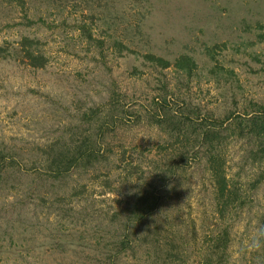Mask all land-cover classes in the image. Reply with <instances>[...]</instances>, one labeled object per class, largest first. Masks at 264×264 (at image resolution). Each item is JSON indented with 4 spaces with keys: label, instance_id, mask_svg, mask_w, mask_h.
<instances>
[{
    "label": "rangeland",
    "instance_id": "obj_1",
    "mask_svg": "<svg viewBox=\"0 0 264 264\" xmlns=\"http://www.w3.org/2000/svg\"><path fill=\"white\" fill-rule=\"evenodd\" d=\"M24 9L46 23L27 26L22 8L0 0V147L15 157L0 181V264H149L141 254L122 255L113 263L100 248L104 241L94 245L92 238L117 232L118 220L111 223L110 215L127 205L141 173L148 175L165 153L160 145L170 138L145 120V107L163 84L174 100L183 94L217 116L240 106L234 101H264V0H26ZM11 18L19 24H10ZM80 23L96 40L81 34ZM24 35L38 40L37 50L47 59L43 68L29 65L18 48ZM116 40L130 49L116 46ZM206 45L214 46V56ZM15 51L16 58L9 53ZM149 52L170 60L190 54L198 68L193 77L177 74L174 66L162 70L144 57ZM113 96L116 105L140 111L144 119L127 112V123L113 129L99 128L98 118L83 115L96 107L108 111ZM92 132L109 156L96 171L54 180L29 158L51 142H73ZM249 147L246 139L234 138L224 149L228 175L246 185L264 170L250 163ZM190 159L169 179L159 220L171 222L187 242V264H198V247L223 220L204 161ZM128 163L133 179L125 178ZM84 184L78 199L75 187ZM251 195L228 220V264H253L264 179Z\"/></svg>",
    "mask_w": 264,
    "mask_h": 264
},
{
    "label": "trees",
    "instance_id": "obj_2",
    "mask_svg": "<svg viewBox=\"0 0 264 264\" xmlns=\"http://www.w3.org/2000/svg\"><path fill=\"white\" fill-rule=\"evenodd\" d=\"M10 4H16L19 8L24 7L26 0H5ZM27 17V26L44 21L43 16L38 18ZM24 16V17H25ZM14 21V18H11ZM19 24L17 21L10 23ZM16 26V25H15ZM20 26V25H19ZM78 29L88 41L96 40L86 24H78ZM35 37L29 35L22 36L19 49L24 51L29 58V65L36 68H43L47 59L45 55L38 52ZM100 51H103V41H99ZM116 46L129 48L123 41L116 40ZM130 49V48H129ZM206 53L214 56V46L206 45ZM18 51V50H17ZM11 53V56L15 57ZM129 51V50H128ZM152 66H159L165 70L171 66L175 67L176 73L185 74L193 77L194 70L198 68V62L193 55L180 53L174 60H170L154 53L144 55ZM16 58V57H15ZM214 58V57H213ZM214 72V71H213ZM177 73V74H178ZM190 79V78H189ZM168 85H162V93L152 98V101L145 107V120L149 124L158 126L170 139L166 144L160 145L165 151L159 165H164L162 171L155 170L153 167L149 174L141 173L137 189L126 201L124 207H120L110 215L109 221L115 223L117 220V232L111 235L98 236L94 233L92 238L96 239L94 245H101L102 252L111 257L116 262L122 255L141 254L140 257L146 258L149 264H187L185 257L187 242L179 237L178 233L172 229L171 222L160 221L159 216L162 208L169 197V179L174 178L180 169L184 170L190 158H201L209 172L210 179L214 185L215 210L219 218L223 220V225L214 228L212 233L206 234L202 240L198 251L200 257L198 264H228L230 231L229 222L234 214L242 210L251 199L252 190L255 189L264 179V170L248 185L241 183L238 179H232L226 169V157L224 149L231 139H246L250 147L247 157L252 165L260 168L264 165V101L245 99L234 104L240 106L227 108L222 115H214L213 111L204 109L192 103L183 94H177L168 90ZM183 95V97H182ZM114 96L111 98L112 106L108 111H103L101 107L92 108L91 114L83 113L87 118H98V127L110 126L113 129L116 125L127 123L131 115L138 113L135 120H143L140 111H132L125 106L116 105ZM234 106V105H233ZM90 114V115H89ZM98 133L92 132L84 134L73 142L65 141L51 142L43 148H39L29 158L35 163L45 168L48 178L54 180H65L75 171L88 173L96 171L100 166H104L103 161H107L109 156L102 152V140L97 138ZM170 150V151H169ZM15 157L8 154L4 148L0 147V181L4 179V173L9 174L15 164ZM191 160V159H190ZM131 166V168H130ZM132 163L124 165L126 170L125 178L133 179L135 171ZM44 172V171H43ZM119 173V179H121ZM138 180V178L136 179ZM105 182H109L108 179ZM248 187H245V186ZM85 188L75 187V196L80 198V193ZM64 206L60 209L67 211ZM123 216L124 219H120ZM262 227L260 230L261 247L253 256V264H264V212L260 215ZM120 219V220H119ZM169 221V217L167 218ZM120 229V230H119ZM194 236H197L196 228H193Z\"/></svg>",
    "mask_w": 264,
    "mask_h": 264
},
{
    "label": "clouds",
    "instance_id": "obj_3",
    "mask_svg": "<svg viewBox=\"0 0 264 264\" xmlns=\"http://www.w3.org/2000/svg\"><path fill=\"white\" fill-rule=\"evenodd\" d=\"M251 246L253 248H259V247H261V241L256 239V238H253V240L251 242Z\"/></svg>",
    "mask_w": 264,
    "mask_h": 264
}]
</instances>
